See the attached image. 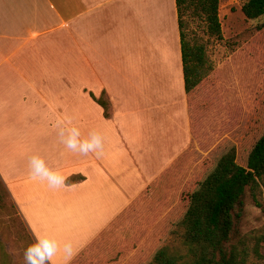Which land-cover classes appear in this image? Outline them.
I'll list each match as a JSON object with an SVG mask.
<instances>
[{
	"label": "crops",
	"instance_id": "obj_1",
	"mask_svg": "<svg viewBox=\"0 0 264 264\" xmlns=\"http://www.w3.org/2000/svg\"><path fill=\"white\" fill-rule=\"evenodd\" d=\"M69 118L82 136L103 135L101 155L65 147L58 133ZM197 132L176 0H0V177L34 239L73 242L72 259L60 251L52 264H100L119 236L135 235ZM34 154L64 187L32 178Z\"/></svg>",
	"mask_w": 264,
	"mask_h": 264
},
{
	"label": "rangeland",
	"instance_id": "obj_2",
	"mask_svg": "<svg viewBox=\"0 0 264 264\" xmlns=\"http://www.w3.org/2000/svg\"><path fill=\"white\" fill-rule=\"evenodd\" d=\"M246 1L220 0L221 38L208 33L203 18L190 11L184 13L183 30L188 40L204 45L211 66L206 85L209 91L206 98L211 104L204 108L196 144L183 171L154 203L144 205L148 218L142 216L143 219L135 221V235L127 230L128 233L119 236V243L100 264H157L153 254L161 248L179 257L178 264L193 257L183 228L177 226L165 232L167 213L174 206L182 183L197 170L200 160L215 154L230 133L241 128L245 118L255 111L259 96L264 94V43L259 40V25L264 16L248 19L242 10ZM257 195L264 203L263 187L257 190ZM241 210L242 215L235 218L231 244L245 257V264H256L260 257L255 249L264 235V210L256 206L249 189ZM34 240L0 177V264H24V250Z\"/></svg>",
	"mask_w": 264,
	"mask_h": 264
},
{
	"label": "trees",
	"instance_id": "obj_3",
	"mask_svg": "<svg viewBox=\"0 0 264 264\" xmlns=\"http://www.w3.org/2000/svg\"><path fill=\"white\" fill-rule=\"evenodd\" d=\"M220 0H176L179 13L183 73L189 114L193 132L201 122L204 108L210 106L207 83L211 66L202 44H192L183 30L185 12L200 16L211 36L221 38L219 16ZM248 19L264 16V0H247L242 6ZM259 40L264 43V22L259 25ZM110 116V104L102 96L96 98ZM235 140V142H234ZM155 184L142 194L150 197ZM264 188V94L259 96L255 111L247 116L241 128L231 132L219 150L200 160L197 170L182 185L170 209L164 230L174 227L185 230V242L193 252L191 260L183 264H245V257L231 244L235 218L242 215L243 197L251 191L257 207L264 210L257 190ZM261 248V251H260ZM255 253L264 264V235L259 239ZM157 264H178L179 257L169 255L167 248L153 254Z\"/></svg>",
	"mask_w": 264,
	"mask_h": 264
},
{
	"label": "clouds",
	"instance_id": "obj_4",
	"mask_svg": "<svg viewBox=\"0 0 264 264\" xmlns=\"http://www.w3.org/2000/svg\"><path fill=\"white\" fill-rule=\"evenodd\" d=\"M64 123L72 125L70 118L66 119ZM58 135L65 147L72 152L82 155L95 153L98 156L103 153L104 137L97 130H90L86 136H82L80 129L74 125L61 126ZM29 168L33 179L47 181L48 185L54 189L65 186L66 177L58 170L50 167L39 154L30 157ZM60 251L63 252L67 262L72 259L76 250L72 241L68 240L61 243L54 236L43 233L25 248L24 264H52L54 257Z\"/></svg>",
	"mask_w": 264,
	"mask_h": 264
}]
</instances>
